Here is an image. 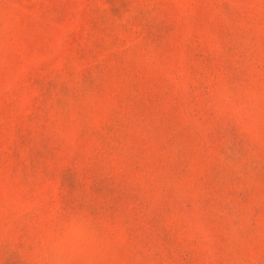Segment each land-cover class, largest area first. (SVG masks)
I'll use <instances>...</instances> for the list:
<instances>
[{
  "label": "rangeland",
  "instance_id": "rangeland-1",
  "mask_svg": "<svg viewBox=\"0 0 264 264\" xmlns=\"http://www.w3.org/2000/svg\"><path fill=\"white\" fill-rule=\"evenodd\" d=\"M0 264H264V0H0Z\"/></svg>",
  "mask_w": 264,
  "mask_h": 264
}]
</instances>
